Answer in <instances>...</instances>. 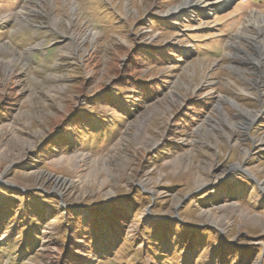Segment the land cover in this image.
<instances>
[{
  "label": "rangeland",
  "instance_id": "obj_1",
  "mask_svg": "<svg viewBox=\"0 0 264 264\" xmlns=\"http://www.w3.org/2000/svg\"><path fill=\"white\" fill-rule=\"evenodd\" d=\"M184 1L0 0V264H264V0Z\"/></svg>",
  "mask_w": 264,
  "mask_h": 264
},
{
  "label": "trees",
  "instance_id": "obj_2",
  "mask_svg": "<svg viewBox=\"0 0 264 264\" xmlns=\"http://www.w3.org/2000/svg\"><path fill=\"white\" fill-rule=\"evenodd\" d=\"M145 89V88H144ZM84 119V118H83ZM87 120V119H86ZM85 121V119H84ZM88 122V121H87ZM90 122V121H89ZM83 129V126L78 127L75 131L76 135L78 133L77 130H81ZM99 133V132H98ZM77 139V138H76ZM75 139V140H76ZM245 184H247V181L245 179V181H243ZM12 193V192H10ZM14 194L19 195V192H14ZM29 198V197H28ZM5 201L4 202H0V220H4L5 216L7 215L6 213V208L7 206L10 208H12V205H7V204H14L16 201L11 199V198H3ZM16 204V203H15ZM33 210L35 211L36 216H39L40 210L37 208H33ZM4 216V217H3ZM92 218L89 217V219L87 220L86 224L87 226L91 229V233L92 234V238H94L95 236H101L103 231L106 229V231L108 232L107 234L109 235L111 232H117V228L119 226H122L121 224L123 223V221L127 220V211L124 207H121L115 203L112 204H108L104 210H93L92 212ZM33 220V219H32ZM20 223V222H19ZM84 221L82 219H78V221H76V224H83ZM169 222L166 223H161L159 221H155L153 223V231L151 233L155 234L153 237H151L152 241L149 242L148 246H154V245H158L159 247V242H161L160 240H163L164 238H166L170 232V226L168 225ZM168 225V226H167ZM181 225V224H179ZM34 225L32 224V227ZM75 227H77V225H75ZM180 227V226H179ZM27 228V224L25 225V229ZM79 227L76 228V232L79 231L78 229ZM82 235H85L87 233H83V231H80ZM75 234V233H74ZM158 235V236H157ZM156 238H158L156 240ZM220 251V250H218ZM219 254V253H216Z\"/></svg>",
  "mask_w": 264,
  "mask_h": 264
},
{
  "label": "bare ground",
  "instance_id": "obj_3",
  "mask_svg": "<svg viewBox=\"0 0 264 264\" xmlns=\"http://www.w3.org/2000/svg\"><path fill=\"white\" fill-rule=\"evenodd\" d=\"M228 1L229 0H185L181 4L177 5L174 8V10H177V9H179L181 7H185L186 5H194V6H200V7H208V6L212 5V4H219V5L222 6L223 4L227 3ZM256 18L262 19L259 15ZM262 52L264 54V46H263Z\"/></svg>",
  "mask_w": 264,
  "mask_h": 264
}]
</instances>
